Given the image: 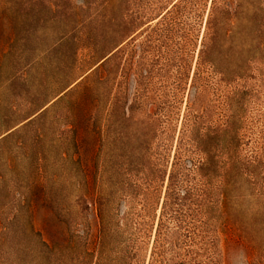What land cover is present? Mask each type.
<instances>
[{"label": "rangeland", "instance_id": "1", "mask_svg": "<svg viewBox=\"0 0 264 264\" xmlns=\"http://www.w3.org/2000/svg\"><path fill=\"white\" fill-rule=\"evenodd\" d=\"M0 264H264V0H0Z\"/></svg>", "mask_w": 264, "mask_h": 264}, {"label": "trees", "instance_id": "2", "mask_svg": "<svg viewBox=\"0 0 264 264\" xmlns=\"http://www.w3.org/2000/svg\"><path fill=\"white\" fill-rule=\"evenodd\" d=\"M171 180H172V175H171Z\"/></svg>", "mask_w": 264, "mask_h": 264}]
</instances>
